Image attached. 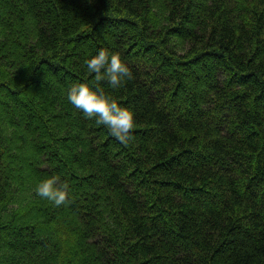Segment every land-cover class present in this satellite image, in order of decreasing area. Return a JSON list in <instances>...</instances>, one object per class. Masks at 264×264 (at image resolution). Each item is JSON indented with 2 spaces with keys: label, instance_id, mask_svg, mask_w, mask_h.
I'll use <instances>...</instances> for the list:
<instances>
[{
  "label": "trees",
  "instance_id": "16d2710c",
  "mask_svg": "<svg viewBox=\"0 0 264 264\" xmlns=\"http://www.w3.org/2000/svg\"><path fill=\"white\" fill-rule=\"evenodd\" d=\"M101 47L127 144L67 99ZM0 264H264V0H0Z\"/></svg>",
  "mask_w": 264,
  "mask_h": 264
},
{
  "label": "clouds",
  "instance_id": "9594fccd",
  "mask_svg": "<svg viewBox=\"0 0 264 264\" xmlns=\"http://www.w3.org/2000/svg\"><path fill=\"white\" fill-rule=\"evenodd\" d=\"M83 64L91 79L70 84L68 101L86 118H94L97 124L105 126L120 143L127 144L133 138L132 130L136 127L134 110L107 93L103 84L106 82L112 89L123 86L133 78L129 65L119 52L105 47L88 54ZM33 191L57 206L68 202L70 195L67 182H62L55 174L38 180Z\"/></svg>",
  "mask_w": 264,
  "mask_h": 264
}]
</instances>
